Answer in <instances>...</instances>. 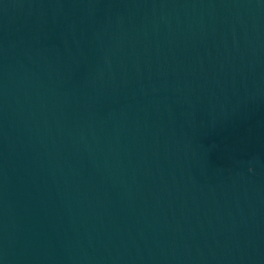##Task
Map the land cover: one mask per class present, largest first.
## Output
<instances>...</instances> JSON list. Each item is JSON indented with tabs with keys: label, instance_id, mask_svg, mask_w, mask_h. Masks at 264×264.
Here are the masks:
<instances>
[{
	"label": "water",
	"instance_id": "1",
	"mask_svg": "<svg viewBox=\"0 0 264 264\" xmlns=\"http://www.w3.org/2000/svg\"><path fill=\"white\" fill-rule=\"evenodd\" d=\"M0 264H264V0H0Z\"/></svg>",
	"mask_w": 264,
	"mask_h": 264
}]
</instances>
